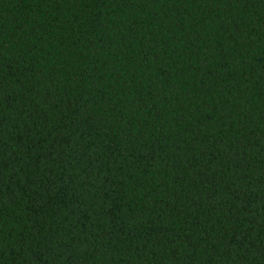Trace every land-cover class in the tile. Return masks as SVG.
<instances>
[{
  "label": "trees",
  "instance_id": "16d2710c",
  "mask_svg": "<svg viewBox=\"0 0 264 264\" xmlns=\"http://www.w3.org/2000/svg\"><path fill=\"white\" fill-rule=\"evenodd\" d=\"M0 225L68 236L4 264H264V0H0Z\"/></svg>",
  "mask_w": 264,
  "mask_h": 264
},
{
  "label": "clouds",
  "instance_id": "9594fccd",
  "mask_svg": "<svg viewBox=\"0 0 264 264\" xmlns=\"http://www.w3.org/2000/svg\"><path fill=\"white\" fill-rule=\"evenodd\" d=\"M8 132L9 134H11V129H9ZM9 155L11 156L12 153L10 152ZM18 171L19 169H16L12 172L11 179L13 183H15V181L17 180L22 179V177L16 174V172ZM0 227H2V225H0ZM72 235H75V233H72ZM67 239L68 236L65 235V233L61 232L60 234H57L56 231L51 232L49 234L48 240L45 241H41L38 237H34L31 240L21 241L19 238L15 237V235H13L11 238L5 235V237L0 238V251H3L5 253V260H9L7 256L8 252L21 253V249L23 248L24 253L28 254V258L31 259L29 249H35L36 245L40 244L41 247L39 251L47 252L54 258L57 253L62 251L59 245L67 241ZM0 264H4V261H0Z\"/></svg>",
  "mask_w": 264,
  "mask_h": 264
}]
</instances>
